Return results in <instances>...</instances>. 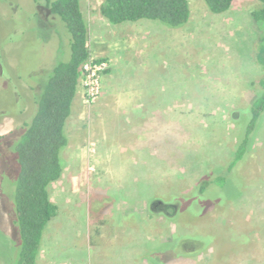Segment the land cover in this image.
<instances>
[{
    "label": "rangeland",
    "instance_id": "1",
    "mask_svg": "<svg viewBox=\"0 0 264 264\" xmlns=\"http://www.w3.org/2000/svg\"><path fill=\"white\" fill-rule=\"evenodd\" d=\"M79 1L91 60H105L108 72L94 102L79 81L65 125V168L49 186L58 213L43 232L44 260L264 264V112L225 187L199 191L227 169L262 90L255 52L263 32L251 16L262 5L235 0L213 14L203 0H187L188 23L171 29L146 19L111 25L99 13L103 0ZM34 6L0 0V135L27 118L32 98L23 80L36 81L52 59V29L37 21ZM53 24L68 36L62 21ZM10 188L7 174L0 227L7 225L1 210L9 223L14 213ZM11 227L7 238L0 233V259L14 263L20 244Z\"/></svg>",
    "mask_w": 264,
    "mask_h": 264
},
{
    "label": "trees",
    "instance_id": "2",
    "mask_svg": "<svg viewBox=\"0 0 264 264\" xmlns=\"http://www.w3.org/2000/svg\"><path fill=\"white\" fill-rule=\"evenodd\" d=\"M234 1L203 0L213 14L228 11ZM256 1L262 7L253 11L251 16L263 32L255 52V62L263 72L260 80L262 90L246 110L244 135L227 169L213 180L201 184V194L211 185L225 187L229 181L226 178H231L233 168L244 158L250 137L264 112V0ZM33 3L34 17L43 22L45 28L52 29V59L42 64L41 75L36 81L23 80L28 83L32 98V110L27 118L17 131L0 136L7 151L2 168L0 162V181L7 174L11 180L14 213L9 220L20 244L17 264H36L44 229L57 216L58 207L50 200L49 186L60 180L65 168L62 158L68 145L65 125L71 115L81 69L91 59L88 27L79 0H33ZM99 13L111 25L146 19L171 29L183 27L190 19L187 0H103ZM48 17L52 19L45 20ZM57 19L63 22L68 36L55 29L57 27L53 23ZM64 36L67 38L66 49ZM15 98L22 107L24 96L18 93ZM9 135H12L11 142L7 140ZM163 210L168 212L172 208L166 206Z\"/></svg>",
    "mask_w": 264,
    "mask_h": 264
},
{
    "label": "built area",
    "instance_id": "3",
    "mask_svg": "<svg viewBox=\"0 0 264 264\" xmlns=\"http://www.w3.org/2000/svg\"><path fill=\"white\" fill-rule=\"evenodd\" d=\"M108 68L107 62L104 60H89L81 69L79 78L80 83L85 92L88 101L94 102L101 93L100 76Z\"/></svg>",
    "mask_w": 264,
    "mask_h": 264
},
{
    "label": "crops",
    "instance_id": "4",
    "mask_svg": "<svg viewBox=\"0 0 264 264\" xmlns=\"http://www.w3.org/2000/svg\"><path fill=\"white\" fill-rule=\"evenodd\" d=\"M78 87H79V84H78ZM78 87H77V93H76L75 98L77 97V94L79 92L82 93L81 89H79ZM75 98H74V100H75ZM1 135H5V134H1ZM1 214H2V217L4 218V220L6 221L7 225H1L0 233H1V235H3L4 238L5 237L7 238L9 236V234L11 233V230H10V226L11 225H10V223L8 221L7 216L3 213V210H1ZM5 221H4V224H5ZM4 245H5L6 248H10L11 247L10 242H8V243L5 242ZM43 249H44V244H42V242H41L40 251H39V254H38L37 258H36V264H55L57 262H60L62 264H81L79 261L77 262L76 260H75L76 262L74 263V259L73 258L62 259L61 261H58V260H54L52 258L48 259L46 257V260H44L45 258L42 256ZM17 260H18V258H16V260L13 263L12 260H7V258L6 259L1 258L0 259V264H17L18 263ZM57 264H59V263H57Z\"/></svg>",
    "mask_w": 264,
    "mask_h": 264
}]
</instances>
